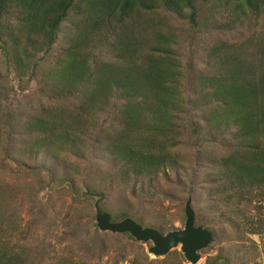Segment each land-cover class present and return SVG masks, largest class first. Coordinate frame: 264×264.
Segmentation results:
<instances>
[{
    "label": "trees",
    "instance_id": "obj_1",
    "mask_svg": "<svg viewBox=\"0 0 264 264\" xmlns=\"http://www.w3.org/2000/svg\"><path fill=\"white\" fill-rule=\"evenodd\" d=\"M211 30L223 36L209 40ZM34 83L43 104L25 95ZM20 156L54 160L50 181L114 195L100 205L112 221L132 216L162 233L144 209L191 195L198 225L217 241L224 220L242 245L206 264H264L252 238H264V0H0V170L13 161L43 186L45 168ZM85 160L99 162L94 176ZM20 189L0 184V264H37ZM83 209L69 225L96 235L89 246L104 250L101 234L132 249L129 234L100 232L92 218L90 228ZM184 261L141 250L129 264Z\"/></svg>",
    "mask_w": 264,
    "mask_h": 264
},
{
    "label": "rangeland",
    "instance_id": "obj_2",
    "mask_svg": "<svg viewBox=\"0 0 264 264\" xmlns=\"http://www.w3.org/2000/svg\"><path fill=\"white\" fill-rule=\"evenodd\" d=\"M221 36H223V34L214 30L209 31L208 33L209 40L212 38L214 40ZM180 50L184 55L185 61L190 62L192 60V53L186 42L182 41ZM203 61L204 56L200 54L195 63L200 64ZM36 84L37 83L32 84L31 91L25 92V95H28L29 93V97L33 98L32 102L35 104H43L45 103V99L39 98ZM190 94V92L187 93L188 96H190ZM32 106L34 105L32 104ZM20 158L21 160H25L29 165H39L45 168L43 172L44 185H41L40 177H38L31 168H26L27 176H22L24 174L15 172L17 166L13 161H10L9 171L0 170V184H17L21 186L20 190L22 192V197H20V199L24 204V224L26 222L32 224L29 245L34 251V260L37 264H54L66 256L76 257L78 260H83L87 264H114V262L117 264H129V260L133 258L135 252L137 253L142 250L148 254L147 248L152 245L151 242L142 243L137 242L134 239L132 249H125V246H127L125 242H127V240L112 235H98L100 238L99 240L104 244V250L96 251L94 247L92 248L89 246V243H93L94 239H97L96 235L86 236L85 234H77L75 231L71 230L69 225L74 213H77L78 210L84 208L73 202L72 196L76 198L74 196L75 194L76 196L81 197L82 192L89 189L82 184L83 191L77 192L70 179L63 183L48 180L47 174H49V172L46 168H55L54 160H46L44 157L34 158L29 156H20ZM81 164H83L84 167H91V176H94L95 172L100 167L99 162H95V160H85ZM69 176L76 177L80 175L70 172ZM83 177L85 181H88L90 178L87 174H84ZM171 177L172 181H174V174H171ZM173 186L174 187L171 190L176 192L175 184H173ZM24 187L27 188L26 192L24 191ZM188 197L183 195L173 197L171 199L163 200L162 203L157 202L156 204L148 206L144 210L148 214L149 219L157 220L162 224H166V233L174 229H181L184 227L186 221L185 205ZM115 199L116 197L114 195H105L101 204L111 207V204ZM87 201L91 202L93 209L91 207L83 209L84 221L91 228L89 221L92 218L94 227L100 232H103L96 225L94 208L95 199L90 198ZM214 226L218 239L215 241L214 237V241L201 251L202 258L197 264H206L207 258L215 256L221 249L228 250L231 248L236 252H240L239 249L242 248L241 243L238 241V233H232L224 220L219 219L218 224ZM86 237H88L87 244L84 243ZM252 238L255 240L258 250L264 255V238L261 239L257 236H252ZM117 250L120 252L119 256L122 254L124 258H117L116 260L118 252H115ZM174 250L182 252L180 246ZM148 256L150 258H155L150 254H148ZM183 264L191 263L185 258ZM247 264H253V262L250 261L247 262Z\"/></svg>",
    "mask_w": 264,
    "mask_h": 264
},
{
    "label": "water",
    "instance_id": "obj_3",
    "mask_svg": "<svg viewBox=\"0 0 264 264\" xmlns=\"http://www.w3.org/2000/svg\"><path fill=\"white\" fill-rule=\"evenodd\" d=\"M80 202H86L90 198L95 199V220L97 227L103 232L129 234L137 242L152 245L147 248L148 254L155 258H164L175 248L181 247L187 261L197 264L201 257V251L207 248L213 241V233L203 225L196 223V212L193 207L192 196H189L185 205L186 221L181 229H174L162 233L158 228L145 226L132 216L118 221H112L111 217L102 211L100 204L105 195L102 192L84 190L81 197L74 194Z\"/></svg>",
    "mask_w": 264,
    "mask_h": 264
}]
</instances>
